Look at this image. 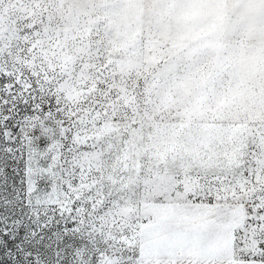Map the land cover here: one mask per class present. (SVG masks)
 Returning a JSON list of instances; mask_svg holds the SVG:
<instances>
[{
  "label": "snow or ice",
  "instance_id": "snow-or-ice-1",
  "mask_svg": "<svg viewBox=\"0 0 264 264\" xmlns=\"http://www.w3.org/2000/svg\"><path fill=\"white\" fill-rule=\"evenodd\" d=\"M0 264H264V0H0Z\"/></svg>",
  "mask_w": 264,
  "mask_h": 264
}]
</instances>
